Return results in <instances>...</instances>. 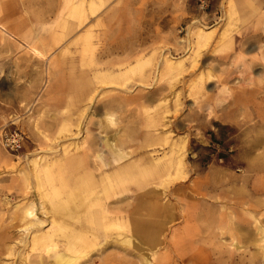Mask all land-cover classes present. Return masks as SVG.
I'll return each instance as SVG.
<instances>
[{"label": "rangeland", "instance_id": "obj_1", "mask_svg": "<svg viewBox=\"0 0 264 264\" xmlns=\"http://www.w3.org/2000/svg\"><path fill=\"white\" fill-rule=\"evenodd\" d=\"M68 33L61 55L68 41L56 35ZM107 68L122 74L97 85L95 71ZM106 105L115 122L102 119ZM99 122L117 150L134 152L123 162L134 165L130 177L105 200L139 206L138 230L152 244L134 232L137 248L110 239L81 264H264L255 231L264 227V0H214L205 15L195 0H0V264H57L62 249L34 238L75 214L87 172L102 177L90 144ZM4 132L22 136L21 150L2 144ZM181 141L182 167L146 179L144 162ZM32 204L42 223L22 234Z\"/></svg>", "mask_w": 264, "mask_h": 264}, {"label": "bare ground", "instance_id": "obj_2", "mask_svg": "<svg viewBox=\"0 0 264 264\" xmlns=\"http://www.w3.org/2000/svg\"><path fill=\"white\" fill-rule=\"evenodd\" d=\"M93 27L94 26H89L85 30V32L87 34L84 32V34L82 36H80L77 39V41L78 42H80V41L85 42L86 40H88V38L90 37V34L93 32V29H92ZM2 35L3 34H1V36ZM69 35H70V33H68L65 37L63 36V34L56 35V40L58 41L57 44L61 43V45L63 46L68 41V44L64 47V50L62 51L61 55L64 54L66 51H68L70 49L71 44H73V42H70ZM141 64L142 63L137 62L134 65L129 66V68L125 71V74L128 75V74L137 73V70H141L139 67V66H141ZM120 74H122V72H120V71L117 72L113 69H108V68H107V70H96L93 80L95 81V83L97 85H100V86L103 85L106 87V86H109L110 83H112ZM94 91L95 90L93 89V90H89V92H87V94H86L87 96L85 99L86 101H90L94 97V95H95ZM98 91H100V90H98ZM113 107H115V106H111L110 108H107V105H106V110L104 109L105 112L103 113L102 119H104L105 121H109V122H112L114 120V122H115L114 118H115L116 110H114ZM83 111H84V109H83ZM83 111H81V113ZM102 124H103V122L102 123L99 122V124L97 123L100 131H98L96 136H93L92 143H90L94 146H95V144H97V146H98L97 147L98 152L96 151L97 150L96 149L95 150L96 152L94 151V153H97V154H95V158L97 160H99V165H98L97 170H99L101 172L102 177L98 178L96 180L95 179L96 175L94 173L88 174V172H87L86 173L87 174L86 175L87 176L86 177V183L88 180L89 181L88 183H90L89 185H91V187H90V190L82 196L83 200H81V202L79 203V205H77L76 208H75V206L74 207L69 206L70 208L75 209L74 210L75 214L66 215L64 217H62V216L59 217V219H57L55 223L51 222L48 224L49 229H48L47 234L42 235V237H39V239L34 238V241H37L39 243H42V244L47 243V244H50L49 245L50 247H54V248L60 247V249H62V251H60L59 253L54 254V259H55L57 264H81L80 261L84 260L91 253V251L94 250V248L96 247L97 244L98 245L104 244L105 242H107L110 239L113 240V243H118L119 240L120 241L123 240L130 246H134L136 248L138 247V245H137L138 243H135V242H137V238L132 233L140 232L138 229H139V226H142L141 224H139V223H141V221H139L137 218H135L136 216H134L137 212V209H140V207L139 206L134 207L133 204L130 205V203L124 207L115 206L116 204H120V202H121L117 199L113 202L114 206H111L112 204H110V205L107 204V202L105 200L106 199V192L110 191L115 196L117 193L116 191H118L117 189H120L121 186L123 185L122 183L124 181L128 180V178L130 177V175H131L130 173H131L132 169L134 168V165L131 163L123 164V162L128 157H131L134 154V152H127L126 151V152L122 153L120 150H117L115 145H113L114 143H112V142H114V140L112 142H109V139L107 137H105L106 134H104L101 131L102 130L101 128L103 126ZM82 126H83V124H82ZM84 128L85 129L83 131V134L85 133V135H90L92 133L91 131H89L87 129L88 127L86 128V126H85ZM80 130H82V129H80ZM102 133H103V135H102ZM152 139H155L158 143L162 142L163 144H165L167 142L166 136L159 137L158 135H155L152 137ZM87 140H88V137L85 136L83 138V141H84L83 144L86 145ZM95 140H97L98 142L96 141L97 143H95L94 142ZM125 143L127 144V147L130 144V142H128V141H126ZM76 145H77V143H76ZM184 145L185 144L183 141H181L179 144H173V145L171 144L172 148H170L169 155L165 154V155H162V157H160V158H155L152 161L144 162L146 164L143 166V168H141V170L143 172V176H144V174L146 177L148 175L149 176L150 175L152 176V174L154 175V173L150 174V172H152L155 169L166 171L170 165H175L177 168H181L183 165V154H182V152L184 149ZM74 146H75V144H74ZM140 160H142V159H139V162H140ZM35 165H36V163H35ZM32 166H34V163H33V165H31V167ZM35 170H36V168H35ZM97 170H95V171H97ZM138 170L140 172V169H138ZM36 171H33V172H36ZM146 177H142V178H146ZM148 177L146 179H148ZM150 179H152V177ZM151 184H153V183H151ZM88 188H89V186H88ZM149 189L150 188L148 187V184L145 185V187L141 189V192L144 193V194L143 193L142 194L145 196V194H147L146 191H149ZM45 193L41 194V197H46L47 195ZM140 195H141V193H140ZM56 196H58V195H56ZM144 196H142V197H144ZM145 198L146 197H144V199ZM68 199L69 198L66 199V202ZM142 201H143V199H142ZM143 202H145V201H143ZM46 205H47L46 209L49 206L48 209H50L52 214H58L61 212L59 209L54 210V208L49 203H47ZM71 206H72V204H71ZM39 207H41L40 210L43 209L42 206L39 205ZM39 207H37V205H35V204H32L22 212V223H23V225L19 229V232H21L22 234H25L31 230H34L39 225H41L42 222H41V220H39L38 214H37ZM143 209H145V208H143ZM72 210L73 209H71V211ZM122 211H128L132 215L131 216H123ZM142 211H144V210H142ZM142 211L140 210V212H142ZM144 212H146V211H144ZM138 214H141V213H138ZM138 221H139V223H138ZM257 224H259V223H257ZM142 227H140L141 230L143 229ZM150 228H151V225H149L148 230H150ZM255 231L260 236V242L264 241V227H262L260 225H256ZM56 234H61V236L65 238L64 244L61 243L62 239H60V237H58V235H56ZM139 235L141 237V243H143L145 245H151L152 244V242L150 240V236H151L150 233L145 234V233L140 232ZM261 250H262L263 256H264V246L261 247ZM147 251L144 254L145 258L148 255Z\"/></svg>", "mask_w": 264, "mask_h": 264}, {"label": "built area", "instance_id": "obj_3", "mask_svg": "<svg viewBox=\"0 0 264 264\" xmlns=\"http://www.w3.org/2000/svg\"><path fill=\"white\" fill-rule=\"evenodd\" d=\"M214 0H195L197 9L202 14H206L208 9L212 6ZM222 18V9L219 5L217 10L214 12L213 17L209 20L212 25L218 24ZM2 144L10 151L18 152L22 148V136L19 133L4 132L1 136Z\"/></svg>", "mask_w": 264, "mask_h": 264}]
</instances>
